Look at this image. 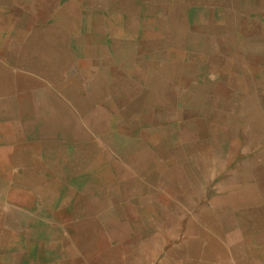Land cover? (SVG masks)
I'll return each mask as SVG.
<instances>
[{
    "label": "rangeland",
    "instance_id": "374dc122",
    "mask_svg": "<svg viewBox=\"0 0 264 264\" xmlns=\"http://www.w3.org/2000/svg\"><path fill=\"white\" fill-rule=\"evenodd\" d=\"M134 1L0 0V216L8 198L2 196V190L23 189L36 206L39 200L45 203L42 189L60 186L55 174L24 171L33 164L17 163L18 170H7L20 139L40 143L21 131L32 128L42 137H62L70 133V128L64 129V123L70 122L72 128L78 124L84 129V138L92 143L91 156L100 150L108 157L106 164L98 163L101 170L94 174L90 192L92 198L102 200L100 211L92 207L91 219L79 214L74 227L76 247L88 246L77 237L98 239L100 244L94 246L98 251L104 247V258L102 252L92 249L85 253L98 264H216L210 249H215L217 237L230 238L227 230L220 233L214 221V205L222 206L226 213L229 189L260 187L264 182V146L257 145L264 144V133L242 132V118H236L235 127L229 129L219 124V132L213 136L211 131L203 132L216 120L204 113L217 94L208 80L217 77L225 86V69L212 68L209 60L219 54L221 59L234 55L257 61L264 39L247 49L251 37L243 40L227 27L253 14L259 23L264 0L256 4L253 0ZM118 6L129 11L116 13L113 9ZM45 7L51 11H44ZM135 7L138 23L131 22L136 32H113L117 18H123L124 24L128 17L135 18ZM210 13L223 18V27L212 30L216 22L210 20ZM150 15L152 19H144ZM195 15L198 20L192 23L202 26L209 44L227 43L235 48L245 44V50L199 53L203 61H190L184 69L188 77L182 76L177 65L187 63L188 56L174 42L165 53L150 51L149 59L146 51H137V39L159 46L163 31L182 42L178 35L188 30ZM258 62L260 72L264 67H258ZM166 63L172 65L169 73L161 66ZM144 79H154L155 97L164 96L159 87H166L169 108L161 99L155 100L149 116L138 115L136 102L142 94H134V88ZM204 85L211 88L205 91ZM197 92L206 93L198 110L203 115H193L195 110L189 104L194 101L184 100L193 99ZM243 139L251 144L248 153L241 147ZM15 198L18 196H11V200ZM115 214L122 215L121 225L111 220ZM260 237V242L257 236L251 238L248 247L243 245L248 239L237 244L238 256L222 264H264L262 233ZM75 256V264L82 262L78 251Z\"/></svg>",
    "mask_w": 264,
    "mask_h": 264
},
{
    "label": "crops",
    "instance_id": "0c3cea01",
    "mask_svg": "<svg viewBox=\"0 0 264 264\" xmlns=\"http://www.w3.org/2000/svg\"><path fill=\"white\" fill-rule=\"evenodd\" d=\"M245 1L248 0H244L243 2ZM253 1L255 4L258 1L263 3L262 0ZM125 2H127V0H125ZM113 10L116 13H123V10L129 11V8L118 6ZM135 13V18H132V16L128 17L125 24L124 22L122 23L123 18H117L113 32L118 33L119 30L120 34L129 33L130 35L132 34L131 31L133 32L134 30L136 32V25L134 24L133 26L131 21L135 19L134 21L138 23L139 15L137 8ZM246 13L250 14V12ZM150 16H146V18L141 17L144 19H152V16ZM209 16L211 21L216 22L212 30L222 26L221 23L223 18L220 17V15L210 13ZM257 17L258 19L260 18L259 23L254 20L256 16L253 14L241 17L240 24H233L227 27V31L233 32V35L242 37L243 40L251 37L246 42L247 49L251 48L256 40L260 42V40L264 39V13H260ZM197 20L198 17L195 15L189 24L188 30L184 33H179L178 39H181L182 42H177L176 38L172 40V38H170L171 34H165L163 31L161 33L163 41L161 40L159 46L154 42H144L142 39H137L135 45L137 46V51L139 53H145L140 50L146 51V58L149 59L150 51L155 52L157 50L158 53L164 52L166 48H170V45H173L170 44V42H174V46L184 52L185 58L188 56L185 59L188 60L187 63L177 64L182 76L188 77L184 69L188 65H191L190 61H194L196 64L200 63L201 60L203 61V59L199 58V53H204L205 51L221 53L230 50H245V44H240L241 46L238 44L240 48H235L233 47L235 45L227 43L209 44L208 39H206L205 35H203V31H201L202 26L200 25L197 27L196 23H192ZM112 47L113 45H111V50H113ZM258 50L263 52L256 57L257 61H261L258 62V67H264V44H261V42ZM217 55L218 56H212L209 61H212V68L216 66L220 68L221 66L225 69V86L220 83L217 77L216 80H208L211 86H215L214 89L217 94H214L211 101L207 103L206 106L208 110L204 113H210L209 115L215 116L216 120L211 129L209 126L203 132L209 133L211 131V135L213 136L219 132V124L223 126L226 125L229 129L230 126L235 127L236 118H242V132L247 133L250 131L251 133V131H256L258 133H264V69L260 72L258 71L257 61L237 58L234 55H226L224 59H221L222 55ZM220 60L223 63H220ZM161 66L163 69H166L167 73L172 71L171 63L162 64ZM162 73L165 74L164 70ZM227 76L228 78H226ZM165 80L166 79L163 78V81ZM154 84V79H144L140 87L134 88L136 91L134 94H142L138 102H136L139 116H149L152 104L156 102L155 100L161 99L163 106L166 108L170 107L171 102L166 95V92L169 91H167L165 86L162 88L159 87V90L163 92L164 96L160 95L161 97H155L153 93V91H155ZM204 87L205 91L211 88L210 85L207 87L204 85ZM204 95H206V93L197 92L193 99H184L186 103L194 101L189 104L191 106L190 110H195L193 111V115H197L198 112L199 114H204L198 111L202 109L200 101L204 98ZM143 111H145V113H141ZM188 115H192V111L191 113L189 112ZM239 124L240 122L237 125ZM71 125L72 123L70 122L67 124L64 123V129L68 130L70 128V133L62 137L57 136L54 138L47 136L42 137L37 130L32 128L23 129V131H21L29 134L32 138L40 140V143L35 140L24 141L25 139H20L18 142V144H20L18 147L19 149L13 148V154L6 167L7 170L9 172L11 169L18 170L14 167L17 163L33 164V166L25 168L24 171L29 173L40 172L42 175L55 174L57 177L56 184L60 186L48 187L47 189H42V191L39 190L40 192H44L43 194L47 197L44 199V204L38 199L40 204L36 206H34L35 202L30 203L32 201L30 198L31 196L29 197L26 191H21L23 189L11 191L8 187L1 191L2 196L8 198L3 202L4 209L0 216V264H75L76 251H78L80 255L79 259L82 260L79 264H98L92 262L90 256L85 255L86 251L91 253L92 250L102 252L104 258L105 255L103 254L106 252L104 247L99 248L101 251H98V248L94 246L97 243L100 244L96 238L87 239L86 237H77L79 240L82 239L83 242H86L88 246L84 248L78 245L76 247L77 239L74 235V227L76 219L80 218L79 214L91 219L92 207L98 209L97 212L100 211L102 200L92 198L90 192L92 191V185L95 184L96 177L94 174L98 170H101V168L98 167V163L106 164L108 157L105 153L102 154L100 150H98V152L95 151L94 153L96 154L91 156L92 143L88 137L84 138V129H81L78 124L75 128H72ZM226 126L223 129H226ZM231 129L233 130L232 127ZM74 132H77L76 135ZM121 143L123 144L124 142L121 141ZM249 143L250 142L245 139H243L241 143V147L245 148L247 153L251 147ZM257 145L264 146V144L259 142ZM44 148H49L46 149V155H42ZM120 152L122 153V150ZM262 157L263 156L255 158L258 160V158ZM96 159H98V161H96ZM100 159L104 160L101 162ZM18 167L20 166L17 165V168ZM249 186H251V183H249ZM259 186L260 187H258L257 184L256 187H232V189H229L226 213L222 206L214 205V221L218 223L220 233L223 234L227 230V234L230 238L229 241H227V239L223 241L222 238L217 237V240H215V249H210V253H213V259L216 264L228 262L230 259L234 260L236 255L238 256L239 252L236 253V246L239 247L237 244L241 246L240 242L248 239L247 242L243 244L248 247L249 244L251 245V238L257 236L260 242L261 233L264 236V182L260 183ZM39 191H34L36 196L40 195ZM11 196H18V198L11 200ZM256 196L258 198L255 200ZM108 211L109 210H103V212L107 214L110 213ZM103 212L100 213L104 220L105 217ZM101 214L100 216L98 215L100 219ZM226 219L228 221H225ZM111 220H115V223L120 225L123 222L121 214H115ZM101 224L107 226L106 222ZM250 229H253V232L250 231ZM234 234L236 236H234ZM204 255L207 254L204 253ZM100 257L101 255L99 254V258Z\"/></svg>",
    "mask_w": 264,
    "mask_h": 264
},
{
    "label": "bare ground",
    "instance_id": "6f19581e",
    "mask_svg": "<svg viewBox=\"0 0 264 264\" xmlns=\"http://www.w3.org/2000/svg\"><path fill=\"white\" fill-rule=\"evenodd\" d=\"M8 3H9V2H8ZM55 4H56V3H55ZM44 5H45V4H43V6H44ZM49 6H50V5H49ZM5 7H6V6H5ZM52 7H53V6H52ZM30 8H31V7H30ZM45 8H46V7H45ZM50 8H51V7H50ZM57 8H58V7H57ZM38 9H40V8H38ZM46 9H47V8H46ZM43 10H44V8H43ZM52 10H53V9H52ZM44 11L47 12V11H51V10H48V9H47V10H44ZM44 11H43V12H44ZM55 11H56V10H55ZM27 12H28V11H27ZM40 12H41V11H40ZM44 13H45V12H44ZM54 13H55V12H54ZM10 14H12V13H10ZM50 14H51V13H50ZM8 15H9V14H8ZM42 15H43V14H42ZM45 16H46V14H45ZM2 20H3V19H2ZM8 25H9V24H8ZM13 25H14V24H13ZM16 25H17V24H16ZM4 26H5V25H4ZM6 29H7V28H6ZM2 32H3V31H2ZM4 34H5V33H4ZM61 112H62V111H61ZM6 242H7V241H6ZM8 245H9V244H8Z\"/></svg>",
    "mask_w": 264,
    "mask_h": 264
}]
</instances>
